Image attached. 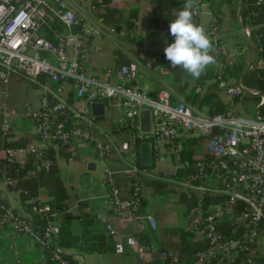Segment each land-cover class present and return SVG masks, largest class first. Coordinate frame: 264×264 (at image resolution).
Here are the masks:
<instances>
[{
	"label": "built area",
	"instance_id": "obj_1",
	"mask_svg": "<svg viewBox=\"0 0 264 264\" xmlns=\"http://www.w3.org/2000/svg\"><path fill=\"white\" fill-rule=\"evenodd\" d=\"M96 2L101 4L100 0ZM195 2L192 14L197 16L203 0ZM256 4L264 6V0H256ZM216 27L213 20L212 35ZM45 29L52 31L54 41L43 35ZM184 32V27L175 26L165 33L176 38ZM244 34L250 36L248 30ZM209 50L220 66L217 87L226 104L222 113L201 115L182 102L173 103L164 90H159L155 97L145 94L136 81L134 62L105 68L100 74L89 72L86 65L90 30L66 0H0V85L8 86L12 79L22 77L42 86V108L34 111L27 107L26 116L44 143L68 146L74 141L93 142L98 158H107L113 146L96 140L99 128L89 115V106L99 102L119 104L121 113L113 123L125 134L120 147L131 164L119 171L104 170L112 212L135 217L140 230L147 224L152 233L157 232L155 218L140 215L143 199L140 177H149L152 171L138 166L139 147L148 141L153 148V166L157 169L154 170L192 203L186 210L187 230L196 241L205 244L195 254L193 264H264V118L258 112L253 120L241 118L233 110L234 100L244 93V88L228 82L221 67L224 51L215 36ZM258 52L262 53L259 62L264 65V46ZM166 55L165 67L173 70L183 53L175 48ZM248 60L253 61L252 55ZM68 83L75 87V97L83 105L81 110L70 109L65 103L63 93ZM263 103L261 97L258 108ZM143 109H148L151 115L148 135L139 131L138 117ZM57 115L70 117L71 123L57 122ZM4 153L10 163H16L22 154H32L44 159L46 170L51 165L45 158V150L33 146L6 149ZM116 175L128 182V196L120 192ZM16 181L7 178L6 184L13 185ZM7 205L0 207L4 212L0 225L9 224L18 235L36 238L43 247L52 246V264H70L55 244L58 226L48 224L40 233L34 230L33 223ZM35 210L39 215L47 212L42 206ZM97 218L112 239L115 252L124 253V246L107 217L100 214ZM225 226L233 229L234 234L226 235ZM126 243L135 247L140 260L146 259L149 248L144 242L128 238ZM41 264H45V259Z\"/></svg>",
	"mask_w": 264,
	"mask_h": 264
},
{
	"label": "crops",
	"instance_id": "obj_2",
	"mask_svg": "<svg viewBox=\"0 0 264 264\" xmlns=\"http://www.w3.org/2000/svg\"><path fill=\"white\" fill-rule=\"evenodd\" d=\"M96 1L66 0L72 11L81 17L83 25L90 30L88 71L100 74L105 68H118L134 62L138 72L136 81L145 94L164 90L173 103L182 102L201 115L209 114L215 102L224 106L226 104L217 87L220 66L210 56L209 49L214 36L219 48L224 51L221 67L230 84H238L240 76L246 70L248 73L257 60L254 42L244 34L245 30L250 32L252 28L264 26V6H258L256 2L261 23L251 27L245 18L247 23L244 25L240 15L242 29L236 19L237 9L233 14L226 0H203L197 16L192 14L195 0H185V11H177L168 4V0H100L101 4ZM213 20L217 24L215 35L210 33ZM175 26L184 27L185 32L176 38L165 33L168 28ZM175 48L181 49L182 59L175 69L167 70L166 52ZM251 55L253 61L248 63ZM257 65V68L264 70L263 64L258 62ZM240 70L242 72L237 79L231 77ZM72 88L69 83L65 87V103L70 109L81 110L83 105L75 95L72 98ZM42 95L41 85L32 84L22 77L12 79L8 86L0 85L1 199L30 222L34 221L35 212L32 215L33 209L31 207L29 210V207L34 201L42 204L47 212L61 209L65 214L76 217L70 223L72 247H60L65 255L73 256L76 264H128V259L132 264H138L140 259L135 247L128 246L126 241L128 238L138 240L140 235L152 232L147 224L140 230L135 217L112 212L104 183L105 169L119 171L127 165L118 151L125 134L113 123L116 115L121 113L119 104L111 106L110 102H105L107 112L104 121L99 124L94 120L99 128L96 140L113 146L108 157L100 160L93 142L74 141L68 146L43 142L34 123L26 116L27 107L34 111L42 108ZM234 109L238 112L236 99ZM108 111L111 116H108ZM29 146L44 149L45 158L51 161V165L46 170L43 158L32 154L20 155L16 163L25 168L26 174L22 179L16 177V183L28 181L31 186H24L23 190L16 189L6 184L2 165L6 159L4 152L6 149H25ZM166 161L169 163L168 159ZM97 163L103 167L102 175L97 174ZM89 164H94V169L89 170ZM146 169L152 172L149 177H140L143 190L140 215L155 218L157 232L152 234L158 245L163 229L181 228L170 225L174 224L175 219L168 209L173 205L183 207L185 218L187 198L184 193L179 194L176 186L163 180L156 167ZM45 172H48L46 176ZM116 185L124 196L129 195V184L123 176L116 175ZM147 185L150 186L149 191ZM22 197L28 201L21 202ZM100 214H104L115 229L124 246V253L115 252L112 239L97 218ZM62 216L63 213L55 212L44 224L39 217L41 220L37 224L59 227ZM189 233L194 242L204 244ZM97 236L102 239H97ZM44 259L45 248L36 238L18 235L9 224L0 225V264H41ZM142 261L152 264L153 257L148 254Z\"/></svg>",
	"mask_w": 264,
	"mask_h": 264
},
{
	"label": "trees",
	"instance_id": "obj_3",
	"mask_svg": "<svg viewBox=\"0 0 264 264\" xmlns=\"http://www.w3.org/2000/svg\"><path fill=\"white\" fill-rule=\"evenodd\" d=\"M233 10V14L236 13V9L238 7V0H226ZM256 0H243V7L241 11V19L242 23L246 25L247 22H245V18L249 20V24L251 27H257L261 20H259L258 14V7L255 5ZM168 4L170 6H174L177 11H185L186 10V2L185 0H168ZM259 15V14H258ZM60 29L59 27H54V29ZM43 35L48 38L51 41H54V35L51 30L45 29L43 31ZM250 37L252 41L254 42V46L256 47V53H257V60L254 61V63L251 65L250 70L245 76H251V81L247 82L245 84L242 83L245 76L242 78L241 83L243 86H257L260 89V92L264 95V70L263 68H257V63L259 62V58L262 55V53L258 52V48L260 46H264V26L259 25V28L257 29H251L250 30ZM127 63V62H125ZM260 63V62H259ZM129 63H127L128 65ZM120 67V66H119ZM118 67V68H119ZM242 72L236 73L234 72L231 77L236 78L238 75ZM73 87V85H71ZM72 98L73 95H75V87L72 88ZM157 94V91L151 92L148 94L150 97H155ZM264 107V103L261 106L260 109ZM225 109L224 105H221L219 102H215V104L211 107L209 114H215V113H222ZM66 122V125H69L71 123V118L68 117V119H65V116L63 115H57V122ZM139 144H137L138 147ZM189 152V151H188ZM49 151L47 150V154ZM190 154V152H189ZM49 156V154H48ZM46 157V156H45ZM6 178H13L16 179V177L22 179L24 175L26 174L25 168L23 166H20L18 163H10L6 159L2 162ZM138 166L139 159H138ZM141 168V167H140ZM144 169V168H143ZM48 172H45L44 175L46 176ZM16 189L23 190L24 186H31V182L28 181H21L18 183H15L12 185ZM9 187V188H13ZM28 200L21 199V202H26ZM143 205V203H140V206ZM192 205L191 201H185L186 210L190 208ZM7 208L8 205L1 199L0 197V207ZM38 206H42V204H39L38 201H34L30 205L33 209L32 215L37 214L35 208ZM28 207V206H27ZM43 207V206H42ZM53 213H63V216L60 220V225L58 227V235L56 237V242L58 247L60 248H71L72 247V234L70 230V223L76 218L73 215L65 214L63 210L59 209H51ZM186 211V213H187ZM51 212H46V214H34V221L33 223L34 230L38 232H43L44 226L37 224V222L41 219H43V224L47 220H49V217ZM185 213V215H186ZM4 212L0 208V220L2 219ZM41 219H40V218ZM28 221L27 219H25ZM40 222V221H39ZM5 225V224H4ZM225 233L226 235H233L234 230L230 229L229 227L225 226ZM97 239H102L97 236ZM139 242H144L148 246V254L152 255L153 257V263L152 264H193L194 263V256L195 254L205 248V244H198L197 242L193 241V236L189 233V231L185 230V228H166L163 229L161 232V235L159 237V244L157 245L154 241V234L150 233L149 235L143 234L142 236L138 238ZM45 264H52L51 261V250L52 246L45 245ZM106 251V250H105ZM64 258L70 262V264H76L73 256L71 255H65ZM138 264H146L145 261H137ZM263 264V262H262Z\"/></svg>",
	"mask_w": 264,
	"mask_h": 264
},
{
	"label": "water",
	"instance_id": "obj_4",
	"mask_svg": "<svg viewBox=\"0 0 264 264\" xmlns=\"http://www.w3.org/2000/svg\"><path fill=\"white\" fill-rule=\"evenodd\" d=\"M242 6H243V0H238V7H237V13H236V19L239 22L240 26L242 29H244L243 25L240 22V15L242 11ZM251 44V42L249 41ZM255 49V48H253ZM247 73V70L240 76L238 84L241 86V78ZM245 93V90H244ZM252 96H257L260 94L256 93H250ZM261 96V95H260ZM263 97V96H261ZM89 115L91 118H93L97 123H101L105 119V106L104 103L99 102V103H94L89 106ZM139 131L142 134L148 135L151 130V115L150 111L148 109H143L140 110L139 112ZM118 151L121 154L122 158L126 160L127 163L131 164L126 156V152L121 149L120 146H118ZM139 164L141 168H151L153 166V148L152 144L148 141L142 142L139 147ZM94 164H89L88 169L91 170L90 168L94 169Z\"/></svg>",
	"mask_w": 264,
	"mask_h": 264
},
{
	"label": "rangeland",
	"instance_id": "obj_5",
	"mask_svg": "<svg viewBox=\"0 0 264 264\" xmlns=\"http://www.w3.org/2000/svg\"><path fill=\"white\" fill-rule=\"evenodd\" d=\"M249 81H251V76H245L244 80L242 81L243 84H245ZM245 90V93H243L239 98L236 99V106L238 109V112L234 109L233 110L238 113V115L241 118H245V119H255L256 117V113L258 112L259 116L264 118V107L262 109H260L261 107L258 108L257 104L259 103L261 96L264 95L260 92V89L257 86H250L247 87L246 85L243 87ZM37 93V92H36ZM250 93H256V94H260L257 96H252L250 95ZM98 164V163H97ZM97 174H101L103 173V167L101 164L97 165ZM146 188L149 191L150 186L147 185ZM169 212H172L173 217L175 219L174 224H170V225H175L177 227H182V228H188L187 224L185 223V218L183 217V207L181 206H171L169 209ZM262 243L264 245V238L262 240ZM88 264V263H87ZM128 264H132L131 260L128 259Z\"/></svg>",
	"mask_w": 264,
	"mask_h": 264
}]
</instances>
